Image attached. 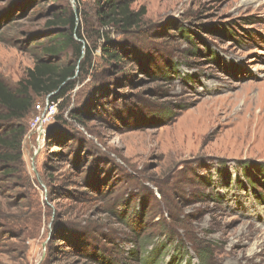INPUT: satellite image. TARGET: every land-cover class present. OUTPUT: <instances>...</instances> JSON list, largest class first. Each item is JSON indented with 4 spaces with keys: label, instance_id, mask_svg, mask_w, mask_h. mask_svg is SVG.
I'll list each match as a JSON object with an SVG mask.
<instances>
[{
    "label": "rangeland",
    "instance_id": "374dc122",
    "mask_svg": "<svg viewBox=\"0 0 264 264\" xmlns=\"http://www.w3.org/2000/svg\"><path fill=\"white\" fill-rule=\"evenodd\" d=\"M126 3L123 30L101 26L97 0H0L8 87L54 19L79 12L90 50L72 90L24 119V172L0 174V207L23 221L0 264H264V0Z\"/></svg>",
    "mask_w": 264,
    "mask_h": 264
},
{
    "label": "trees",
    "instance_id": "16d2710c",
    "mask_svg": "<svg viewBox=\"0 0 264 264\" xmlns=\"http://www.w3.org/2000/svg\"><path fill=\"white\" fill-rule=\"evenodd\" d=\"M79 2V0H74ZM101 10L97 17L103 23L101 26L115 24V26L124 29L131 28L137 23L134 14L128 10L126 0H97ZM79 12L73 13L66 21L49 22L52 27V34L45 42L52 46L43 47L36 59L32 69L27 70L25 77L20 80L15 88H10L0 80V174L2 180L8 182L14 180L16 173L20 170L24 172L23 159L21 155L22 140L26 135L24 119L31 113L34 103L37 99L49 97L50 103L57 102L65 97L72 90L73 78L76 75V68L83 70L84 59L90 57L88 45L83 41L81 33L77 29ZM67 27L65 31L59 29ZM72 48L75 53V59L79 61L78 66L60 64L61 55ZM101 58L106 63L120 61V57L112 49H102ZM258 187L264 191V175L260 176ZM263 195H258L257 200H263ZM20 201V198L18 202ZM22 206V204H21ZM7 213V212H6ZM3 212L0 207V221L4 227L0 226V249L7 252L12 247L10 243L13 238L15 241L19 237L14 236L13 232L8 230V226H13L17 221V216H10ZM6 214V215H5ZM36 221V219H35ZM182 251V250H181ZM3 255L8 253L1 252ZM10 253V251H9ZM204 262L206 256H198ZM198 258V259H199ZM14 260V259H13Z\"/></svg>",
    "mask_w": 264,
    "mask_h": 264
},
{
    "label": "built area",
    "instance_id": "2783aa9c",
    "mask_svg": "<svg viewBox=\"0 0 264 264\" xmlns=\"http://www.w3.org/2000/svg\"><path fill=\"white\" fill-rule=\"evenodd\" d=\"M42 121H44V119H42L40 115L35 118L34 127H37L36 128L37 130L35 129L36 131L33 130L32 132H30L28 136L25 138L26 140L32 141V139L33 140L35 139L36 141L35 143L39 145L38 142L40 140V137L43 135V132L40 130V122Z\"/></svg>",
    "mask_w": 264,
    "mask_h": 264
}]
</instances>
